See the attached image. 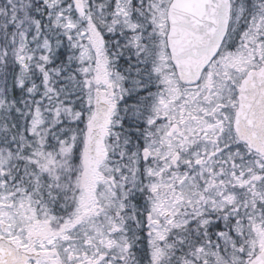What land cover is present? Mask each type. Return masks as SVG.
<instances>
[{
    "label": "snow or ice",
    "instance_id": "obj_1",
    "mask_svg": "<svg viewBox=\"0 0 264 264\" xmlns=\"http://www.w3.org/2000/svg\"><path fill=\"white\" fill-rule=\"evenodd\" d=\"M0 264H264V0H0Z\"/></svg>",
    "mask_w": 264,
    "mask_h": 264
}]
</instances>
